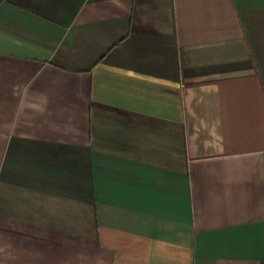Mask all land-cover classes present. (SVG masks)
<instances>
[{
	"label": "crops",
	"instance_id": "crops-1",
	"mask_svg": "<svg viewBox=\"0 0 264 264\" xmlns=\"http://www.w3.org/2000/svg\"><path fill=\"white\" fill-rule=\"evenodd\" d=\"M0 264H264V0H0Z\"/></svg>",
	"mask_w": 264,
	"mask_h": 264
}]
</instances>
